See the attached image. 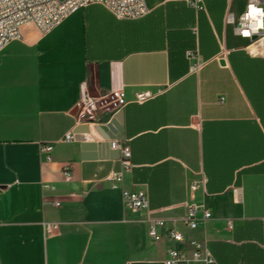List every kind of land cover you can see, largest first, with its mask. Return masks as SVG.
Masks as SVG:
<instances>
[{
	"label": "crops",
	"instance_id": "obj_1",
	"mask_svg": "<svg viewBox=\"0 0 264 264\" xmlns=\"http://www.w3.org/2000/svg\"><path fill=\"white\" fill-rule=\"evenodd\" d=\"M248 2L146 0L138 20L95 4L46 36L28 25L0 54V264H165L170 249L191 254V241L213 264H264V49L252 51L227 21ZM84 83L94 97L124 90L125 104L94 122L122 113L133 165L123 187L147 193V212L126 211L106 180L121 156L83 160L65 140L81 124ZM143 91L156 95L136 102ZM190 206L195 229L184 223ZM153 220L166 223L158 241ZM46 223L57 231L47 235Z\"/></svg>",
	"mask_w": 264,
	"mask_h": 264
},
{
	"label": "built area",
	"instance_id": "obj_2",
	"mask_svg": "<svg viewBox=\"0 0 264 264\" xmlns=\"http://www.w3.org/2000/svg\"><path fill=\"white\" fill-rule=\"evenodd\" d=\"M172 1V0H166ZM200 2L201 0H195ZM99 4L109 10L117 19L120 20H138L146 17L150 13V8L146 0H0V54L12 43L23 39L22 30L27 25H33L42 36L50 34L54 29L61 25L76 11ZM227 21L234 26V32L241 37L249 38L251 46L262 47L264 49V0H249L246 11L236 17L233 13L228 14ZM257 36L255 40L251 38ZM190 58L197 59L192 67L193 71H199L202 64L198 62V53L190 52ZM156 93L143 91L136 95L135 101L138 103L146 102L155 97ZM109 97V100L107 98ZM125 93L122 88L114 89L99 97L90 95L87 84L84 83L81 89V95L77 104L76 114L81 123L95 124L99 111L103 110L110 103H118L120 106L125 104ZM72 133L65 136L66 141H73ZM112 149L117 150L121 156L122 167L118 171H112L106 177L111 183V187L120 189L122 192L123 206L126 211L132 213L147 212L149 209V198L145 191H129L124 189L123 182L125 175L131 171L133 165L131 154L128 146L121 141H113ZM49 147H44L43 151L48 152ZM47 159H50L47 156ZM66 181L72 177L71 168H66L64 172ZM198 182H194L192 190H196ZM43 190H54L53 186L44 185ZM59 206L58 202L54 203ZM197 208L190 206L184 223L191 229L198 227V218L196 216ZM212 217L209 210L203 211V219L207 220ZM149 231L150 237L158 241L161 235L157 227H165L163 220H153ZM45 233L53 234L57 231L56 224L46 223ZM167 236L170 240L180 242L184 240L182 234L175 230L168 229ZM191 254L188 251L170 249L168 251L165 264H213L212 254L207 247L197 241L190 242Z\"/></svg>",
	"mask_w": 264,
	"mask_h": 264
},
{
	"label": "water",
	"instance_id": "obj_3",
	"mask_svg": "<svg viewBox=\"0 0 264 264\" xmlns=\"http://www.w3.org/2000/svg\"><path fill=\"white\" fill-rule=\"evenodd\" d=\"M256 38L257 36H253L251 39L255 40ZM121 122L122 113L119 112L107 124H79L73 130V141L79 144L81 158L83 160L101 157L113 159L119 158L120 153L117 150L111 149L113 141H121L123 139Z\"/></svg>",
	"mask_w": 264,
	"mask_h": 264
},
{
	"label": "rangeland",
	"instance_id": "obj_4",
	"mask_svg": "<svg viewBox=\"0 0 264 264\" xmlns=\"http://www.w3.org/2000/svg\"><path fill=\"white\" fill-rule=\"evenodd\" d=\"M29 28H30V27H28V25L25 26V27L23 28V30H22V33H23V34L26 33V31H27ZM17 44H18V42H13V43H11V44L9 45V47L6 49V51L13 50V49L16 47ZM7 58H10V57L8 56Z\"/></svg>",
	"mask_w": 264,
	"mask_h": 264
},
{
	"label": "bare ground",
	"instance_id": "obj_5",
	"mask_svg": "<svg viewBox=\"0 0 264 264\" xmlns=\"http://www.w3.org/2000/svg\"><path fill=\"white\" fill-rule=\"evenodd\" d=\"M251 50H252V51H257V50H259V49H258V47H256V46H252V47H251Z\"/></svg>",
	"mask_w": 264,
	"mask_h": 264
}]
</instances>
